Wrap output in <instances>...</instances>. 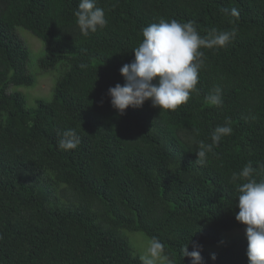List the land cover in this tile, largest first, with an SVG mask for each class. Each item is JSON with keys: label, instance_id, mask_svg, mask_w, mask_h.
<instances>
[{"label": "trees", "instance_id": "1", "mask_svg": "<svg viewBox=\"0 0 264 264\" xmlns=\"http://www.w3.org/2000/svg\"><path fill=\"white\" fill-rule=\"evenodd\" d=\"M78 4L0 0V264H141L132 232L159 239L175 264H191L182 248L191 252L193 242L203 264H249L247 239L224 244L215 261L206 249L245 228L231 176L264 163V0H97L108 23L86 37ZM161 18L194 21L202 37L235 35L225 48L201 49L198 92L185 105L160 114L149 101L121 116L108 90L124 85L120 69L142 29ZM17 29L38 38L43 53ZM30 62L57 78L51 99L33 108L18 91L35 86ZM217 86L219 107L208 100ZM225 124L231 134L196 163L193 138L212 143ZM69 128L80 143L66 151L58 141Z\"/></svg>", "mask_w": 264, "mask_h": 264}, {"label": "clouds", "instance_id": "2", "mask_svg": "<svg viewBox=\"0 0 264 264\" xmlns=\"http://www.w3.org/2000/svg\"><path fill=\"white\" fill-rule=\"evenodd\" d=\"M230 14L239 16L235 8ZM74 15L78 29L85 37L105 28L108 23L105 10L97 6V0H79ZM234 35V32L212 29L208 36L202 37L194 21L161 18L158 23L149 24L142 29V41L133 49V61L120 69L124 85L116 84L108 90L112 108L123 116L128 108H141L150 101L153 108L160 109V114L175 112L191 99L194 92H198L199 71L204 64L201 49L225 48ZM208 100L215 106H222V89L215 87ZM231 132L232 128L225 124L213 130L212 143L193 138L198 148L196 163L203 165L208 153ZM79 143V135L69 128L62 133L58 147L73 150ZM257 171L264 172V163L257 162L254 169L249 162L239 173L234 172L231 176L232 182L240 181L235 205L239 211L235 220L245 227L249 264H264V180L254 178ZM182 255L189 258L191 264H203L201 247L194 242L191 252L188 244L182 248ZM211 259L215 261L216 255L212 254ZM140 260L141 264H175L157 238L151 239Z\"/></svg>", "mask_w": 264, "mask_h": 264}, {"label": "rangeland", "instance_id": "3", "mask_svg": "<svg viewBox=\"0 0 264 264\" xmlns=\"http://www.w3.org/2000/svg\"><path fill=\"white\" fill-rule=\"evenodd\" d=\"M17 33L19 38H22L24 43L26 42V46L28 45L31 50L37 51L36 53H34L35 55L38 56L40 53H43L44 46L38 38L23 29H17ZM27 66L28 74H30L35 79V86L33 88L20 87L18 91L25 94L27 107L33 108L35 106L36 99H51L53 87H55L54 85L57 78L55 77L54 72H45L42 73L43 75L37 74L34 71V69H36V63L30 62ZM44 75L48 76L40 80L41 76ZM126 235L134 252L140 256L143 255L146 252V249L150 243V239H148L143 233L139 232L126 233ZM239 239H246L245 228H237L223 232L220 241L217 242L215 245L208 247L206 251L212 254L218 253L224 244Z\"/></svg>", "mask_w": 264, "mask_h": 264}]
</instances>
